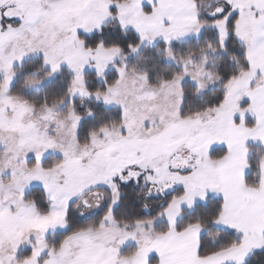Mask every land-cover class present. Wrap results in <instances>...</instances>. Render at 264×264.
<instances>
[{"label":"snow or ice","instance_id":"6c2138e0","mask_svg":"<svg viewBox=\"0 0 264 264\" xmlns=\"http://www.w3.org/2000/svg\"><path fill=\"white\" fill-rule=\"evenodd\" d=\"M0 264H264V0H0Z\"/></svg>","mask_w":264,"mask_h":264}]
</instances>
